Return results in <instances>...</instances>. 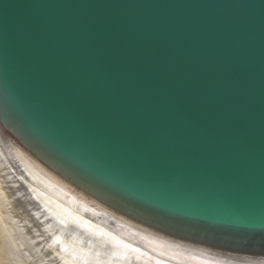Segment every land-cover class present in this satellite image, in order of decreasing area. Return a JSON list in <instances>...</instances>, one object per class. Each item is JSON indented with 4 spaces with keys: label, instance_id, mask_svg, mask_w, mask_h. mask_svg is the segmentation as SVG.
Returning a JSON list of instances; mask_svg holds the SVG:
<instances>
[{
    "label": "water",
    "instance_id": "1",
    "mask_svg": "<svg viewBox=\"0 0 264 264\" xmlns=\"http://www.w3.org/2000/svg\"><path fill=\"white\" fill-rule=\"evenodd\" d=\"M0 144L141 246L264 264V0H0Z\"/></svg>",
    "mask_w": 264,
    "mask_h": 264
},
{
    "label": "bare ground",
    "instance_id": "2",
    "mask_svg": "<svg viewBox=\"0 0 264 264\" xmlns=\"http://www.w3.org/2000/svg\"><path fill=\"white\" fill-rule=\"evenodd\" d=\"M29 177L0 144V264L9 263L11 250L24 248L21 241L35 251L36 264H182L95 221L36 174ZM43 236H51L59 252Z\"/></svg>",
    "mask_w": 264,
    "mask_h": 264
},
{
    "label": "rangeland",
    "instance_id": "3",
    "mask_svg": "<svg viewBox=\"0 0 264 264\" xmlns=\"http://www.w3.org/2000/svg\"><path fill=\"white\" fill-rule=\"evenodd\" d=\"M54 234H56V233H54ZM38 237V236H37ZM43 239L45 240V242H47L49 245V247L50 248H52V249H55V250H57L56 248H54L53 246H55V244L52 242V238H51V236L50 237H45V236H43ZM39 240L40 241H42L40 238H39ZM23 242H25V241H23ZM23 242L21 241V243H19V245H20V247H21V245L22 246H24V248L20 251V250H17V249H13V250H11L10 251V254L12 255L11 256V259L10 260H8V261H6V263H8V264H36V262H35V251H33L30 247H28L27 245H26V243H24L23 244ZM44 242V243H45ZM73 242V241H72ZM42 243H43V241H42ZM47 243H45V244H47ZM73 243H75V242H73ZM76 244V243H75ZM18 245V246H19ZM78 245V244H77ZM82 248H84L83 247V245H81V244H79ZM26 246V247H25ZM56 247V246H55ZM19 248V247H18ZM85 249V248H84ZM87 251H89L88 249H86ZM58 251V250H57ZM33 252V253H32ZM59 252V251H58ZM27 253H28V255H27ZM91 253H93V252H91ZM22 254V255H21ZM25 254V255H24ZM60 255H62L63 253H59ZM20 255V256H19ZM64 255V254H63ZM62 255V256H63ZM32 256V257H31ZM65 257L68 259L69 257H67L66 255H65ZM32 258V259H31ZM69 260H72L71 258H69ZM11 261V262H10ZM73 261V260H72ZM73 262H75V263H77L76 261H73ZM86 264H92V263H86Z\"/></svg>",
    "mask_w": 264,
    "mask_h": 264
}]
</instances>
